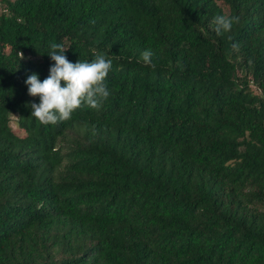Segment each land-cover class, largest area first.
I'll return each mask as SVG.
<instances>
[{
  "label": "trees",
  "instance_id": "obj_1",
  "mask_svg": "<svg viewBox=\"0 0 264 264\" xmlns=\"http://www.w3.org/2000/svg\"><path fill=\"white\" fill-rule=\"evenodd\" d=\"M50 42L110 94L42 125ZM0 264H264V0H0Z\"/></svg>",
  "mask_w": 264,
  "mask_h": 264
},
{
  "label": "clouds",
  "instance_id": "obj_2",
  "mask_svg": "<svg viewBox=\"0 0 264 264\" xmlns=\"http://www.w3.org/2000/svg\"><path fill=\"white\" fill-rule=\"evenodd\" d=\"M239 22V17L219 15L214 17L215 33L217 36L231 31L234 23ZM238 49L237 44H233ZM47 55L54 61V66L49 69V76L42 82L37 74H31L25 84L28 85V95L39 97L40 103L31 105V115L40 124H56L67 121L73 112L85 104L93 109H98L103 100L109 96L105 86L112 61L99 55L94 61L69 62L64 55L66 48L58 43L50 42ZM153 52L148 49L141 53L145 65L155 68L151 57ZM63 82L64 86H61Z\"/></svg>",
  "mask_w": 264,
  "mask_h": 264
},
{
  "label": "rangeland",
  "instance_id": "obj_3",
  "mask_svg": "<svg viewBox=\"0 0 264 264\" xmlns=\"http://www.w3.org/2000/svg\"><path fill=\"white\" fill-rule=\"evenodd\" d=\"M251 88L253 89L254 92H258V90L254 86H252Z\"/></svg>",
  "mask_w": 264,
  "mask_h": 264
},
{
  "label": "built area",
  "instance_id": "obj_4",
  "mask_svg": "<svg viewBox=\"0 0 264 264\" xmlns=\"http://www.w3.org/2000/svg\"><path fill=\"white\" fill-rule=\"evenodd\" d=\"M258 93H259V91H258Z\"/></svg>",
  "mask_w": 264,
  "mask_h": 264
}]
</instances>
